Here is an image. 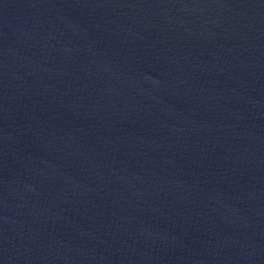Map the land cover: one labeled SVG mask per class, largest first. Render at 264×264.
Here are the masks:
<instances>
[{"label":"water","instance_id":"95a60500","mask_svg":"<svg viewBox=\"0 0 264 264\" xmlns=\"http://www.w3.org/2000/svg\"><path fill=\"white\" fill-rule=\"evenodd\" d=\"M0 264H264V0H0Z\"/></svg>","mask_w":264,"mask_h":264}]
</instances>
